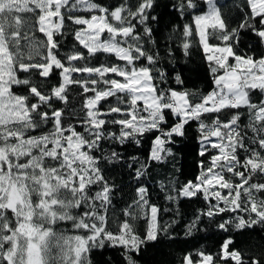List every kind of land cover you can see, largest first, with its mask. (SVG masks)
Listing matches in <instances>:
<instances>
[{
	"label": "snow or ice",
	"instance_id": "snow-or-ice-1",
	"mask_svg": "<svg viewBox=\"0 0 264 264\" xmlns=\"http://www.w3.org/2000/svg\"><path fill=\"white\" fill-rule=\"evenodd\" d=\"M158 7V0H0V264H93V252L106 248L120 249L122 264H140L137 257L162 235L178 239L170 233L176 221L160 224L161 209L141 178L150 161L174 159L171 145L192 124L199 174L161 182L170 202H206L184 236L200 231L205 218L226 234L264 230V98L253 100L257 91L264 97V55L239 50L242 33L264 47V0H233L238 20L226 17L219 0H172L173 12L191 17L180 36L184 56L191 60L195 44L207 61L214 87L206 94L185 87L184 67H158ZM64 36L72 37L70 45ZM70 86L80 89L78 108ZM148 139L146 160L132 156L128 165L137 196L117 216L108 165H124L117 145ZM222 213L227 219L216 223ZM141 219L142 233L135 227ZM61 222L71 234L55 230ZM233 243L227 236L215 252L201 245L176 264H264V252Z\"/></svg>",
	"mask_w": 264,
	"mask_h": 264
},
{
	"label": "trees",
	"instance_id": "trees-1",
	"mask_svg": "<svg viewBox=\"0 0 264 264\" xmlns=\"http://www.w3.org/2000/svg\"><path fill=\"white\" fill-rule=\"evenodd\" d=\"M103 2L108 4L114 3L115 0H103ZM171 3L172 0H158L159 7L153 13V15H162L160 23L152 25L156 29L155 39L159 41L158 50L161 54L158 67L163 68L166 73L170 72L172 68H175L176 71H180L181 67H184V76L187 77L185 87L189 89L194 87L206 94L212 90L214 85L212 83L211 74L208 71L207 61L202 59V50H198L194 44L191 60H189L188 57L184 56L182 49H180L182 27L186 23H191V17L187 19L180 17L178 13L172 11ZM219 3L225 6L224 10L226 17H234L236 20L239 19L238 11L233 8V0H219ZM165 5H168V7H165ZM80 14L89 16L87 13ZM232 26H235V20ZM29 34L31 35V33ZM170 34H173L172 39H168ZM35 35L37 39L43 38V34L39 32H36ZM61 39L66 40L69 45L72 43L71 36H64L61 37ZM249 45H252L251 51H249ZM168 48L173 50L171 56L167 55ZM239 50L241 52H247L248 55L255 56L256 58L264 55V47L257 45L251 34H241ZM25 51H27V49H25ZM61 51L63 52L64 49H61ZM102 58L103 57H101V59ZM113 59L115 58L113 57ZM190 67H197L198 71L196 73H190L187 71V68ZM87 75L88 74L79 73L73 74L75 77ZM172 75L174 76L175 73H172ZM171 83L175 86L174 80H172ZM78 91H80L78 87H69V99L73 102V106L77 108L81 103V97L76 95ZM262 98L264 97H262L258 91L253 94L254 101ZM241 112L244 113L241 123H245L247 120L246 110L241 109ZM230 114L231 113H225L224 115L227 116ZM77 130L82 131L79 126ZM197 137L196 125L192 124L188 128V134L183 138H177L176 144L171 145L174 159L169 157L167 161H150L147 174L141 178L143 186L149 190L150 202L156 204L161 209L159 213L160 224L164 225L171 223L173 220L176 221L175 224H171L170 233L176 235L178 239L169 241L162 235L160 243L148 245L142 255L137 257L140 260V264H176L180 254L199 248L201 245L208 251L215 252L227 236L233 237V248H238L241 251L251 252L257 255L264 252V230H262L259 225L255 229L229 232L226 234L218 230L215 223H211L205 218L203 224L199 226L201 229L200 231L194 232L190 237L184 236L186 225L193 219L197 209L204 208L206 202L203 200L202 196L200 198L181 197L178 201L170 202L165 198L166 192L161 190V182H166L167 178L170 176H175L183 182L192 180L199 174L197 162L200 157L199 140ZM109 147V144L104 145L105 149ZM150 148V139L145 140L140 146L129 145L125 148L124 146L117 145V150L125 155V162L122 167L117 165L114 169L111 165H108L110 169L109 179L110 181H114L116 185L113 195V207L116 210L115 215L119 216L120 211L132 203L137 196L136 188L140 186L137 184L136 178L134 177L135 168L130 169L128 167V165L132 163L130 157L136 156L141 162H144L149 154ZM205 159H207V157H205ZM135 167H140V164L137 163ZM164 209L169 210L164 211ZM221 217L227 219V215L222 213L220 217H216V223L220 222ZM113 218V214L110 213V220ZM120 218L123 219L122 216ZM146 226V220L141 219L135 222V227L141 233ZM54 227L57 232L67 230V234H71L72 231L70 225L63 222ZM108 257H112L111 264H122L120 249L114 248L95 250L92 254L93 264H105Z\"/></svg>",
	"mask_w": 264,
	"mask_h": 264
}]
</instances>
